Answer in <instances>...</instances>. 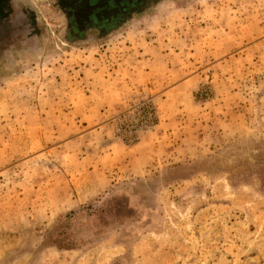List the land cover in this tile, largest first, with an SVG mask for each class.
I'll list each match as a JSON object with an SVG mask.
<instances>
[{
	"label": "rangeland",
	"instance_id": "374dc122",
	"mask_svg": "<svg viewBox=\"0 0 264 264\" xmlns=\"http://www.w3.org/2000/svg\"><path fill=\"white\" fill-rule=\"evenodd\" d=\"M21 2L45 46L0 72V264H264V0L75 43Z\"/></svg>",
	"mask_w": 264,
	"mask_h": 264
},
{
	"label": "flooded vegetation",
	"instance_id": "af4514ba",
	"mask_svg": "<svg viewBox=\"0 0 264 264\" xmlns=\"http://www.w3.org/2000/svg\"><path fill=\"white\" fill-rule=\"evenodd\" d=\"M166 0H55L66 21L62 38L75 43L102 39L138 15ZM0 5V72L10 70L44 48L41 28L30 6L21 0Z\"/></svg>",
	"mask_w": 264,
	"mask_h": 264
},
{
	"label": "built area",
	"instance_id": "2783aa9c",
	"mask_svg": "<svg viewBox=\"0 0 264 264\" xmlns=\"http://www.w3.org/2000/svg\"><path fill=\"white\" fill-rule=\"evenodd\" d=\"M143 105H145V102H143L142 104H141V109H142V111H146V109L145 108H147V107H144Z\"/></svg>",
	"mask_w": 264,
	"mask_h": 264
}]
</instances>
